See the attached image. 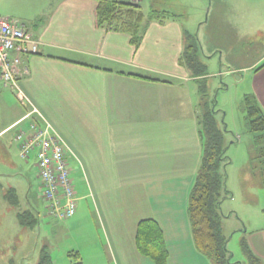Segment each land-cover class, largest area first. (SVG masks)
<instances>
[{
	"label": "crops",
	"instance_id": "crops-1",
	"mask_svg": "<svg viewBox=\"0 0 264 264\" xmlns=\"http://www.w3.org/2000/svg\"><path fill=\"white\" fill-rule=\"evenodd\" d=\"M126 1L140 6L143 0ZM96 8L97 0H0V17L17 20L39 43L37 54L20 57L19 87L67 140V161H76L71 149L78 153V170L88 179L85 196L75 190L76 214L61 232L79 226L83 212L92 213L103 240L94 243L87 264H153L135 247L137 224L152 219L163 234L166 264H210L193 245L187 216L202 154L199 104L190 87L195 81L179 62L188 32L177 19L151 21L134 48L127 35L97 26ZM263 64L264 53L238 71L243 70L246 93L264 112ZM4 100L0 91V110L8 115L0 125V162L16 171L14 138L24 110L18 105L12 114ZM82 115L90 117L88 124L70 123ZM29 163L34 166V159ZM30 200L28 189L21 193L0 182V264H19L20 234H35L37 226L24 227L18 217L37 218ZM3 241L10 247L2 248ZM247 242L264 264V229L249 234ZM75 253L86 264L80 250Z\"/></svg>",
	"mask_w": 264,
	"mask_h": 264
},
{
	"label": "rangeland",
	"instance_id": "rangeland-1",
	"mask_svg": "<svg viewBox=\"0 0 264 264\" xmlns=\"http://www.w3.org/2000/svg\"><path fill=\"white\" fill-rule=\"evenodd\" d=\"M116 1L127 3L126 0ZM140 7L145 15L164 12L171 18L165 20L177 19L197 46L199 62L205 68L204 75L190 83V87L195 89L199 114L206 106L214 109L216 121L222 122L228 131L226 157L230 164L226 167V188L231 198L224 200L220 207V213L226 217L221 220V230L228 238L227 249L232 254L233 263L242 264L241 240H247L249 234L264 229V214L260 211L258 199L264 188L259 190L262 187L260 181L252 177L254 172L249 166L253 138L247 131L245 120L243 99L247 93L245 85L241 84L244 74L243 70H238L247 68L264 53V0H143ZM0 91L12 114L15 110L18 112L20 105L14 94L5 88H0ZM6 112L0 110V125L8 117ZM89 118L82 115V119L75 118L70 123L88 124ZM25 126L26 123L20 125ZM81 138L85 139L82 134ZM71 150L76 156V161L70 158L68 161L72 182L78 195L85 196L88 179L81 177L78 153ZM12 164L16 171L7 169L0 162V175H7L0 182L3 186L15 187L21 193L28 189L31 196L28 205L38 220L33 232L36 235H29V231H26L28 234H20L24 239L17 254L19 264H35L41 245L47 247L53 264L77 263L72 256L77 249L86 259L85 263L90 262L92 246L98 238L103 240L93 214L83 212L79 226L62 234L61 230L67 222L56 221L46 215L35 165L21 160L18 150L12 155ZM84 204L90 209L89 198L84 199ZM26 237L29 239L27 242ZM1 247H10V243L3 241Z\"/></svg>",
	"mask_w": 264,
	"mask_h": 264
},
{
	"label": "trees",
	"instance_id": "trees-1",
	"mask_svg": "<svg viewBox=\"0 0 264 264\" xmlns=\"http://www.w3.org/2000/svg\"><path fill=\"white\" fill-rule=\"evenodd\" d=\"M95 18L98 27H106L110 31L127 35L134 48L139 46L151 21L171 19L164 12H150L145 15L139 5L116 0H97ZM193 40L192 36L185 34V48L179 62L190 71L196 81L203 77L205 68L199 62L197 46ZM130 76L158 81L137 75ZM243 101L247 131L253 138V154L250 156L249 166L264 187V112L252 94L245 95ZM214 114L215 110L206 106L203 113L197 116L202 154L188 196L187 216L193 245L210 264H238L233 263L232 254L227 249L228 238L221 230V220L226 217L220 213V207L224 200L231 198V193L226 188V167L230 164L226 150L229 143L226 142L227 129L222 122L216 121ZM18 217L24 227L37 226L36 217L27 213ZM135 247L141 256L148 258L153 264L167 263L168 251L163 234L154 220L145 219L137 224ZM240 249L244 257L242 264H262L244 238L241 240ZM72 256L77 261L76 264H79L78 255L74 253ZM37 264H53L45 247L40 250Z\"/></svg>",
	"mask_w": 264,
	"mask_h": 264
},
{
	"label": "built area",
	"instance_id": "built-area-1",
	"mask_svg": "<svg viewBox=\"0 0 264 264\" xmlns=\"http://www.w3.org/2000/svg\"><path fill=\"white\" fill-rule=\"evenodd\" d=\"M38 46L17 20L0 17V82L24 110L18 125L26 123L25 127H19L14 138L18 155L25 163L34 159L46 215L64 222L77 210V196L66 159L67 146L18 84L20 57L37 54Z\"/></svg>",
	"mask_w": 264,
	"mask_h": 264
}]
</instances>
